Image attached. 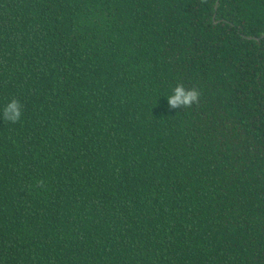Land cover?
Listing matches in <instances>:
<instances>
[{
	"label": "trees",
	"instance_id": "1",
	"mask_svg": "<svg viewBox=\"0 0 264 264\" xmlns=\"http://www.w3.org/2000/svg\"><path fill=\"white\" fill-rule=\"evenodd\" d=\"M13 97L0 264H264V0H0Z\"/></svg>",
	"mask_w": 264,
	"mask_h": 264
},
{
	"label": "clouds",
	"instance_id": "2",
	"mask_svg": "<svg viewBox=\"0 0 264 264\" xmlns=\"http://www.w3.org/2000/svg\"><path fill=\"white\" fill-rule=\"evenodd\" d=\"M201 93L198 88H187L183 83H177L172 89V93L167 96L168 105L170 108L190 109L193 105L199 103ZM4 121L17 123L23 116V105L21 101L15 97L11 98L0 112ZM39 186H44L43 181L39 182Z\"/></svg>",
	"mask_w": 264,
	"mask_h": 264
}]
</instances>
